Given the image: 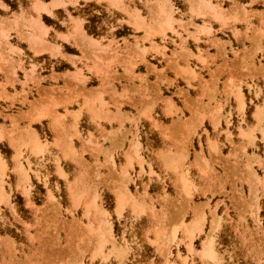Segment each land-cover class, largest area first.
I'll return each instance as SVG.
<instances>
[{
  "label": "rangeland",
  "instance_id": "rangeland-1",
  "mask_svg": "<svg viewBox=\"0 0 264 264\" xmlns=\"http://www.w3.org/2000/svg\"><path fill=\"white\" fill-rule=\"evenodd\" d=\"M0 264H264V0H0Z\"/></svg>",
  "mask_w": 264,
  "mask_h": 264
},
{
  "label": "bare ground",
  "instance_id": "bare-ground-1",
  "mask_svg": "<svg viewBox=\"0 0 264 264\" xmlns=\"http://www.w3.org/2000/svg\"><path fill=\"white\" fill-rule=\"evenodd\" d=\"M85 49H86V48H85ZM240 104H242V103L240 102ZM240 104H239V105H240ZM176 137H177V136H176ZM173 138H174V137H173ZM162 161H163V160H162ZM177 183H178V182H177ZM63 250H64V249H63Z\"/></svg>",
  "mask_w": 264,
  "mask_h": 264
}]
</instances>
